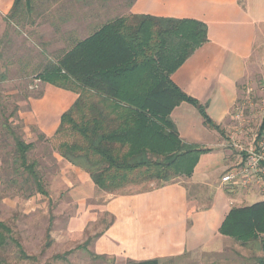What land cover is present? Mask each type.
<instances>
[{
	"label": "trees",
	"instance_id": "obj_1",
	"mask_svg": "<svg viewBox=\"0 0 264 264\" xmlns=\"http://www.w3.org/2000/svg\"><path fill=\"white\" fill-rule=\"evenodd\" d=\"M18 11L31 15L32 0H15L11 17ZM207 42L208 27L203 22L143 14L115 18L84 40L74 39L36 77L77 96L52 137L61 158L109 194L132 185L158 181L163 186L191 176L201 155L210 150L182 141L171 118L174 110L190 104L206 127L226 134L206 107L185 94L172 76ZM5 48L0 38L1 60ZM13 120H3L0 132L5 148L11 149L12 144L7 159L13 165L14 181L22 179L30 195L36 191L47 196L37 163L30 160L35 144L15 132ZM263 131L264 119L260 134ZM219 233L243 246L257 247L263 255L256 258V264H264V200L233 207ZM12 243L21 261L37 259L25 252L12 229L0 221V248L7 249ZM67 255L56 259L65 260ZM165 260H129L127 264H162ZM0 264L5 263L0 260Z\"/></svg>",
	"mask_w": 264,
	"mask_h": 264
},
{
	"label": "crops",
	"instance_id": "obj_2",
	"mask_svg": "<svg viewBox=\"0 0 264 264\" xmlns=\"http://www.w3.org/2000/svg\"><path fill=\"white\" fill-rule=\"evenodd\" d=\"M14 1L3 4L7 7L3 15L10 12ZM87 10L83 21L91 26L90 34L110 20L132 14L205 23L208 42L173 74L172 80L206 107L209 117L226 134L206 127L192 105L177 107L171 118L182 141L210 151L201 155L189 177L146 191L100 196L102 210L112 220L93 244L94 253L126 262L146 261L177 258L209 246L220 236V227L233 207L249 206L243 204L253 195L264 198L251 189L221 182L240 164L227 141L233 125L231 111L243 94L248 74L256 71V61L257 69L264 72V0H105L102 4L92 2ZM46 91L40 120L42 131L50 135L77 96L48 84ZM51 96L59 99L53 104ZM69 166L77 183L73 195L86 194L83 188H93V181L83 170Z\"/></svg>",
	"mask_w": 264,
	"mask_h": 264
},
{
	"label": "rangeland",
	"instance_id": "obj_3",
	"mask_svg": "<svg viewBox=\"0 0 264 264\" xmlns=\"http://www.w3.org/2000/svg\"><path fill=\"white\" fill-rule=\"evenodd\" d=\"M7 1L0 0V38L6 44L2 60L0 58V123L6 118H14L15 132L20 133L26 142L35 144L30 160L37 163L48 195L37 193L34 187L35 193L30 195L22 179L14 181L13 165L7 159L12 144L11 149L5 148L0 129V221L12 229L13 237L25 252L37 258L21 261L12 243L7 249L0 248V260L5 264H127L125 260L98 257L94 253L93 244L112 220L103 212L100 196L146 191L162 186V183L154 181L132 185L114 194L91 183L94 189L85 185L86 194L73 195V190L77 189L74 173L56 151V144L52 141L54 134L47 135L41 129L40 115L47 96V84L36 79L47 62L69 49L74 39L92 32L91 26L83 21L89 14L87 7L92 2L102 4L105 0H32L31 15L18 11L14 17L10 15L12 9L3 15L7 10L3 4L6 5ZM69 34L76 37L71 39ZM255 64L256 71L248 74L245 83V87L251 86L256 90L248 113L249 132L259 128L264 108V72L257 69V61ZM51 99L53 104L58 100L55 96ZM232 114L233 109L231 118ZM42 136L49 141H44ZM251 190L264 194L256 186ZM252 197L243 205L264 200L256 195ZM219 235L207 247L177 258L157 259H169L162 264H256V258L263 255L257 247H246L234 238ZM65 254H68L65 260L56 259Z\"/></svg>",
	"mask_w": 264,
	"mask_h": 264
},
{
	"label": "built area",
	"instance_id": "obj_4",
	"mask_svg": "<svg viewBox=\"0 0 264 264\" xmlns=\"http://www.w3.org/2000/svg\"><path fill=\"white\" fill-rule=\"evenodd\" d=\"M256 90L251 86L244 88L239 101L233 107L232 123L227 141L240 158V164L229 170L222 178L224 185H236L251 189L256 186L264 193V131L260 127L249 132V109L253 104ZM264 105V100H263Z\"/></svg>",
	"mask_w": 264,
	"mask_h": 264
},
{
	"label": "bare ground",
	"instance_id": "obj_5",
	"mask_svg": "<svg viewBox=\"0 0 264 264\" xmlns=\"http://www.w3.org/2000/svg\"><path fill=\"white\" fill-rule=\"evenodd\" d=\"M58 99H59V98H58ZM56 102H57V101H56ZM60 102H61V101H60ZM60 102H59V103H60Z\"/></svg>",
	"mask_w": 264,
	"mask_h": 264
}]
</instances>
